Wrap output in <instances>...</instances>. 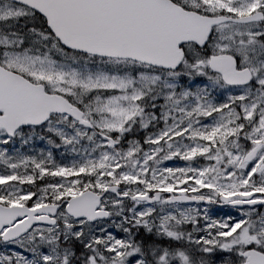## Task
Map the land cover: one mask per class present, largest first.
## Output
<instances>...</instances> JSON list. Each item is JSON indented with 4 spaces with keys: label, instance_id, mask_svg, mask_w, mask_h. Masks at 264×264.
Returning a JSON list of instances; mask_svg holds the SVG:
<instances>
[{
    "label": "snow or ice",
    "instance_id": "snow-or-ice-1",
    "mask_svg": "<svg viewBox=\"0 0 264 264\" xmlns=\"http://www.w3.org/2000/svg\"><path fill=\"white\" fill-rule=\"evenodd\" d=\"M0 264H264V0H0Z\"/></svg>",
    "mask_w": 264,
    "mask_h": 264
}]
</instances>
